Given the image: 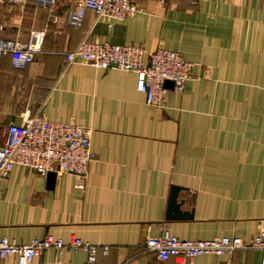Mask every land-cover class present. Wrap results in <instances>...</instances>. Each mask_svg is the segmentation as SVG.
Instances as JSON below:
<instances>
[{
    "label": "crops",
    "instance_id": "0c3cea01",
    "mask_svg": "<svg viewBox=\"0 0 264 264\" xmlns=\"http://www.w3.org/2000/svg\"><path fill=\"white\" fill-rule=\"evenodd\" d=\"M130 1L135 16L114 22L88 11L80 29L66 23L76 0H54L49 9L36 0L0 6L3 38L26 42L44 32L24 68L0 57V144L8 126L40 115L90 128L95 154L85 178L62 174L51 187L47 176L19 166L0 178V237L17 244L78 237L99 247L96 264H175L157 260L145 240L168 231L181 240L248 243L260 231L264 0ZM84 38L180 53L192 64L183 93L170 90L157 108L136 91L133 73L67 65L66 54ZM174 188L184 217L170 212ZM261 256L237 250L185 264H260ZM58 259L77 264L86 256L49 249L30 264ZM0 264L17 261L8 256Z\"/></svg>",
    "mask_w": 264,
    "mask_h": 264
},
{
    "label": "built area",
    "instance_id": "2783aa9c",
    "mask_svg": "<svg viewBox=\"0 0 264 264\" xmlns=\"http://www.w3.org/2000/svg\"><path fill=\"white\" fill-rule=\"evenodd\" d=\"M27 0H0V6L24 5ZM37 5L49 9L54 0H36ZM92 12L96 19L107 18L122 22L135 16L139 10L130 0H76L68 13L66 23L73 29H80L86 12ZM109 27L111 25H108ZM0 57L11 56L14 68H24L31 64L40 52L44 32H31L26 42L6 39L1 35ZM67 65L81 64L96 69H118L136 76V91L145 97L149 106L162 108L170 90L182 94L190 77L192 64L186 62L180 53L164 48L147 52L141 46L112 44L105 41H90L84 38L77 47L66 54ZM172 83V89L165 86ZM90 128L69 122H54L40 115L27 117L20 125H10L6 138L0 144V178L6 177L14 167L33 171L39 176L54 173L56 176L72 174L85 178L89 165L95 160L91 150ZM83 190L84 185H78ZM145 250L155 254L159 261L175 260V264H185L199 256L213 255L230 257L237 250H259L260 264H264V219L260 231L248 243L237 237H220L208 241L181 240L164 231L158 237L145 240ZM53 249L58 256L64 250L82 252L86 259L77 264H96L99 247L71 237L66 242L60 238L46 236L33 239L27 244H17L13 240L0 237V260L14 256L17 264H30L32 260ZM108 248L102 249L106 255ZM56 264H71L58 259ZM224 264H231L228 259Z\"/></svg>",
    "mask_w": 264,
    "mask_h": 264
},
{
    "label": "water",
    "instance_id": "95a60500",
    "mask_svg": "<svg viewBox=\"0 0 264 264\" xmlns=\"http://www.w3.org/2000/svg\"><path fill=\"white\" fill-rule=\"evenodd\" d=\"M165 86L169 89H172V83L171 82H166ZM55 178H56V175L54 173L47 174V181H48V184L50 187L52 186ZM177 193H178L177 188L172 189V193L170 196L169 209H170V212L173 214L174 217H184V215L179 213L180 203H177V201H176Z\"/></svg>",
    "mask_w": 264,
    "mask_h": 264
}]
</instances>
